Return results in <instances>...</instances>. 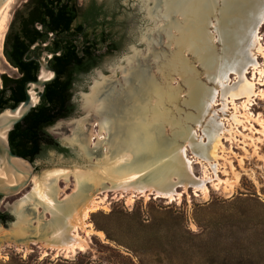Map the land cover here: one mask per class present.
<instances>
[{
  "label": "bare ground",
  "instance_id": "bare-ground-1",
  "mask_svg": "<svg viewBox=\"0 0 264 264\" xmlns=\"http://www.w3.org/2000/svg\"><path fill=\"white\" fill-rule=\"evenodd\" d=\"M13 1L5 0L0 6V52ZM138 1L145 21L150 25L148 33L144 30L138 39L144 49L132 47L118 67L110 69L113 77L108 85L94 81L89 94H82V119L57 125V130L63 125L72 128L73 136L65 137L64 144L77 148L80 156L91 162L96 153L93 154V149L81 141L79 135L86 121L93 120L99 130L97 134L92 132L90 139L93 146L104 148L101 158L82 170L78 167L72 171L52 169L46 171L41 180L32 176V193L13 206L16 223L12 224L9 233L0 230L3 236L1 242L40 241L45 248L72 252L81 248L77 227L84 224L90 212L98 209L96 193L131 192L173 201L180 196L179 188L205 192V182L192 171L187 148L190 147L196 157L203 159L207 149L214 152L218 146L225 131L221 120L212 117L204 121L211 114L217 95L240 99L239 94H232L237 84L232 87L228 85L231 75L237 76L238 87L245 88L248 97H256L255 87L246 74L249 68L256 70L258 63L256 59L247 57V51L254 45L260 49L263 47L258 32L264 25V0ZM176 18L180 19V23L175 22ZM172 32L176 34L172 36ZM163 39H167L175 48L168 59L166 74L163 71L165 65L159 64L164 60L156 51ZM153 68L158 70L167 88L151 80ZM259 73L262 78L264 72ZM51 75L43 73L42 77L50 79ZM117 75L120 76L118 79ZM98 77L100 81H106L101 73H98ZM174 80H180L179 87L170 90L168 86ZM31 95L33 103H36L35 94L32 92ZM123 98L125 101L121 105ZM165 105L169 106L168 111ZM181 105L183 108H180ZM251 106L248 103L244 108L250 111ZM123 112L131 115L128 122L122 121L123 117L120 116ZM223 117L228 118L226 114ZM158 121L169 128L174 141L170 151L149 141L152 140L151 129ZM198 129L207 137L206 145L198 140ZM0 138L5 141L6 130L0 131ZM112 142L116 145L118 157L110 152ZM145 143L153 145L146 146ZM144 157L146 162L140 163L139 160ZM14 163L19 168H29L21 162ZM6 168V161L2 159L0 179L13 184L15 177L12 173L6 175ZM70 174L75 178L73 194L59 201V198L56 199V184L64 179L68 185ZM83 187H87L88 191L82 190ZM32 200L33 204L30 202ZM37 205L48 210L52 216L47 229L51 231L52 228L51 237L36 236L33 232L27 234L28 230L22 226L28 223L23 220V212Z\"/></svg>",
  "mask_w": 264,
  "mask_h": 264
},
{
  "label": "rangeland",
  "instance_id": "rangeland-1",
  "mask_svg": "<svg viewBox=\"0 0 264 264\" xmlns=\"http://www.w3.org/2000/svg\"><path fill=\"white\" fill-rule=\"evenodd\" d=\"M28 1L14 0L8 11V25L1 42L0 90L2 89L1 77L3 75L11 78L18 76L17 70L5 58L3 49L6 35L10 31L16 15L24 11ZM78 5L83 10H87L92 5L105 10L109 23L105 26V31L113 35L117 49L110 53L102 49L98 53L99 58L96 65L76 79L71 96V102L74 105L71 115L47 128V133L64 147V151L48 150L34 161L37 168L33 176L40 180L48 170L62 168L72 171L75 167L82 170L89 164L95 163L97 158H101L104 148L93 146V140L90 139V134L92 132L97 134L99 130L93 120L86 121L85 128L79 135L81 141L85 142L91 150L93 149V154L96 153L91 162L85 161L77 148L73 149L64 144L65 137L73 136L72 128L63 125L61 129L57 130V125L84 117L79 100H74L75 97L82 93L89 94L94 81L108 85L113 77L111 70L118 67L123 57L130 53V49L132 47L139 50L144 49L138 39L141 33L144 30L147 32V28L150 26L145 21L138 0H78ZM179 21L180 19L176 18L175 22L180 23ZM78 23H84L82 17L77 20ZM88 33H92L91 28H88ZM175 34V32L171 33L172 36ZM258 34L263 47L260 49L258 45H254L247 51V57L256 59L258 66L256 70L249 68L246 74L247 79L255 87L256 97H248L247 90L238 87L237 76L231 75L228 85L232 87L237 84V88L232 94H239L240 99L235 100L230 95L226 97H222V94L217 95L211 114L207 115V119L204 121L207 122L212 117L218 121L221 120L225 131L221 135L217 148L215 147L214 152L207 149L203 159L196 157L190 147L187 148L188 159L192 162V171L198 179L205 182V192L200 189L184 190V188H179L180 196H176L173 201L156 198L154 195L131 192L120 194L111 191L107 195L103 192L96 193L98 194L96 200L98 209L90 212L84 224L79 225L76 230L81 248L67 252L45 248L39 243L40 241L12 242L10 244L0 241V264H158L155 263L156 260H159L160 264H170L171 259H153L149 254H145L143 248L150 245L153 247L164 245L170 242L167 237L171 236L172 240H180V235L186 233L205 234L213 241L229 237L235 247H238L240 242L246 239L252 247L261 248L262 239H264V226L262 225L263 211L258 206V202L264 204V76L261 78L259 72H264V25ZM156 51L164 60L159 64L165 65L163 71L166 74L168 59L175 52V48L167 39H163ZM146 61L150 62V59L146 58ZM157 71L156 68L151 69V80L160 87L167 88L163 85ZM98 73L102 74L105 82L99 80ZM119 77L117 75V79ZM178 81L180 80L172 81L168 88L170 90L178 88ZM122 96L125 97L124 94ZM123 101L125 98L121 99V105ZM248 103L252 104L250 111L244 108ZM180 108H183L182 105ZM165 109L168 111L170 108L165 105ZM224 114L228 118H224ZM139 115L142 117L141 112ZM120 117H123V122H128L131 115L128 112H123ZM74 134L77 135L76 132ZM151 135L152 140L149 141L164 147L167 149L166 151L171 150L174 141L170 136L169 128L163 123L160 121L155 123L151 129ZM197 138L199 141L202 140L200 142L203 145L208 143L207 137L200 129L197 130ZM144 145L149 146L153 143ZM109 148H111L110 152L113 156L118 157L114 142L110 144ZM139 162H146V157ZM67 179L68 185L63 181L64 179L59 180L56 184V199L59 198L57 199L59 201H63L73 194L75 178L70 174ZM30 181L18 195L0 199V212L9 215L5 225L0 222V230H6L9 233L13 227L12 224L16 223V216L12 208L31 195ZM82 190L88 191V188L83 187ZM30 202L33 204L34 201ZM165 212L177 215V224L179 225L176 229L168 226L167 222H159L161 219L159 213ZM23 213V220L28 223L22 226L28 230L27 234L33 232L36 236H52L50 233L52 228L51 231H47L52 219L48 210L37 205L28 207ZM153 223H155L154 227H148ZM99 233L103 235L100 236ZM107 235L117 242L110 240ZM2 237L0 233V238ZM259 258H264V253ZM173 260L182 264L185 259Z\"/></svg>",
  "mask_w": 264,
  "mask_h": 264
},
{
  "label": "trees",
  "instance_id": "trees-1",
  "mask_svg": "<svg viewBox=\"0 0 264 264\" xmlns=\"http://www.w3.org/2000/svg\"><path fill=\"white\" fill-rule=\"evenodd\" d=\"M80 17L84 23L77 24ZM107 20L103 8L92 5L83 10L78 0H29L24 11L16 15L6 35L3 53L18 76L1 77L0 113L24 102L25 84L37 81L40 65L33 58H39L43 52L53 54L48 65L56 78L45 86L40 103L9 133V146L14 155L34 163L48 150L64 151L46 130L71 115L76 79L96 65L98 53L102 49L107 53L117 49L113 35L105 31ZM88 28L92 29L91 34ZM51 35L54 38L50 41ZM49 41L48 46L42 47ZM35 44L40 46L32 49ZM258 206L263 211L264 226V204L258 202ZM159 215V222H167L172 229L179 225L177 215L166 212ZM7 220V215L0 214V222ZM171 238L167 237L170 242L159 247L143 248L145 254L153 259H171L170 264H179L173 259H185L182 264H264V258H259L264 253V239L262 247L255 248L246 239L235 247L229 237L213 241L205 234L186 233L180 235V240ZM155 263L160 264L159 260Z\"/></svg>",
  "mask_w": 264,
  "mask_h": 264
},
{
  "label": "water",
  "instance_id": "water-1",
  "mask_svg": "<svg viewBox=\"0 0 264 264\" xmlns=\"http://www.w3.org/2000/svg\"><path fill=\"white\" fill-rule=\"evenodd\" d=\"M5 0H0V6L3 4ZM54 38L51 35L50 41ZM50 41L47 44L42 45V47H46L50 44ZM40 46L39 44H35L33 48ZM53 56V54H48L47 52H43L39 58H33L40 65V71L37 77V81L28 82L24 86L25 100L19 106L14 109H5L0 113V131L6 130V138L5 141L0 138V163L3 159L6 161L7 168L5 169L6 175L12 173L15 177V182L13 184H8L4 179H0V198H9L15 195H18L22 190H24L29 181L31 180L34 172L37 168V165L29 162L23 158H20L14 155L9 146V133L13 130L15 125L20 123L33 108H35L41 99V95L44 91V88L47 84L52 82L56 78V73L51 70L48 65V60ZM43 73H51L50 79H45L42 77ZM35 94V98L37 99L36 103H33L31 93ZM83 94V93H82ZM82 94L77 95L74 100H79L81 103ZM86 95V94H83ZM7 113L9 115H7ZM83 114V113H82ZM15 161L21 162L27 165L29 168L26 170L25 168H19V166L15 165Z\"/></svg>",
  "mask_w": 264,
  "mask_h": 264
},
{
  "label": "flooded vegetation",
  "instance_id": "flooded-vegetation-1",
  "mask_svg": "<svg viewBox=\"0 0 264 264\" xmlns=\"http://www.w3.org/2000/svg\"><path fill=\"white\" fill-rule=\"evenodd\" d=\"M58 148H60V149H64V147H62L59 143H58ZM54 152H58V150H53ZM0 214H5V215H7L6 213H2V212H0ZM7 218H9V215H7ZM3 225H5L7 222L6 221H4V222H1Z\"/></svg>",
  "mask_w": 264,
  "mask_h": 264
}]
</instances>
